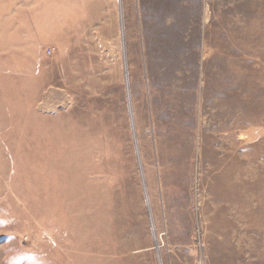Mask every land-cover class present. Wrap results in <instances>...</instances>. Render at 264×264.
<instances>
[{
    "label": "rangeland",
    "instance_id": "rangeland-1",
    "mask_svg": "<svg viewBox=\"0 0 264 264\" xmlns=\"http://www.w3.org/2000/svg\"><path fill=\"white\" fill-rule=\"evenodd\" d=\"M0 264H264V0H0Z\"/></svg>",
    "mask_w": 264,
    "mask_h": 264
}]
</instances>
